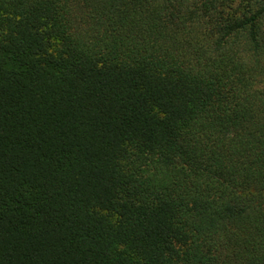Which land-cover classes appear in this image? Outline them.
<instances>
[{
  "label": "trees",
  "instance_id": "1",
  "mask_svg": "<svg viewBox=\"0 0 264 264\" xmlns=\"http://www.w3.org/2000/svg\"><path fill=\"white\" fill-rule=\"evenodd\" d=\"M0 264H264V0H0Z\"/></svg>",
  "mask_w": 264,
  "mask_h": 264
}]
</instances>
